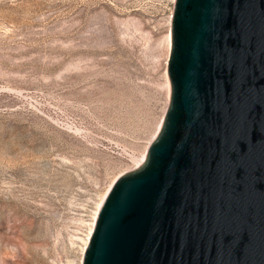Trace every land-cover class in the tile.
Masks as SVG:
<instances>
[{"label":"rangeland","instance_id":"374dc122","mask_svg":"<svg viewBox=\"0 0 264 264\" xmlns=\"http://www.w3.org/2000/svg\"><path fill=\"white\" fill-rule=\"evenodd\" d=\"M174 1L0 0V264H81L168 107Z\"/></svg>","mask_w":264,"mask_h":264},{"label":"water","instance_id":"95a60500","mask_svg":"<svg viewBox=\"0 0 264 264\" xmlns=\"http://www.w3.org/2000/svg\"><path fill=\"white\" fill-rule=\"evenodd\" d=\"M168 107L81 264H264V0H175Z\"/></svg>","mask_w":264,"mask_h":264},{"label":"bare ground","instance_id":"6f19581e","mask_svg":"<svg viewBox=\"0 0 264 264\" xmlns=\"http://www.w3.org/2000/svg\"><path fill=\"white\" fill-rule=\"evenodd\" d=\"M167 43H168V51H169V50H170V45H171V33H170V30L168 31V34H167ZM167 77H168V76H167ZM168 80H169V79H168ZM168 80H167V87H168V95H169V91H170V90H169V81H168ZM161 121H162V119H161ZM161 121L159 122V125H158V127H157V129H156L155 134L157 133V131H158L159 127H160ZM146 149H147V148H145V150H144V151L142 152V154H141V157L138 158L137 161H135V164H134L133 168L130 169L129 171L136 169L137 167H139V166L142 164V162L144 161L145 156H146ZM129 171H127V172H129ZM122 174H123V173H122ZM120 175H121V174H120ZM120 175H118V176H120ZM118 176H116V177L112 180V182L110 183V185L108 186V188L106 189V191L101 195V197H100V199H99V201H98V203H97L96 210H95V212H94V214H93V220H92L91 226H90V228H89V231H88V233H87V237H86L87 240L85 241V244H84L83 250H84V248H85V246H86V244H87V241H88V239H89V236H90V234H91V232H92V228H93V225H94V221H95V219H96V216H97V212H98V210H99V208H100V206H101V204H102L104 198L106 197V195H107V193H108L110 187L112 186V184L114 183V181L116 180V178H117ZM81 258H82V257H81Z\"/></svg>","mask_w":264,"mask_h":264}]
</instances>
